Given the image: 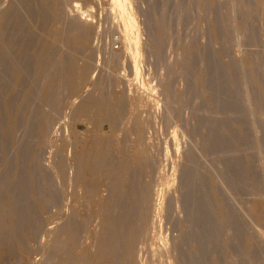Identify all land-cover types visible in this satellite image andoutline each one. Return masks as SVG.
Returning <instances> with one entry per match:
<instances>
[{"label": "rangeland", "instance_id": "1", "mask_svg": "<svg viewBox=\"0 0 264 264\" xmlns=\"http://www.w3.org/2000/svg\"><path fill=\"white\" fill-rule=\"evenodd\" d=\"M122 1L0 0V264H264V0Z\"/></svg>", "mask_w": 264, "mask_h": 264}, {"label": "bare ground", "instance_id": "2", "mask_svg": "<svg viewBox=\"0 0 264 264\" xmlns=\"http://www.w3.org/2000/svg\"><path fill=\"white\" fill-rule=\"evenodd\" d=\"M115 1L119 2V4H122V2H123L122 0H115ZM5 19H6V16L5 15L0 18V27H2L1 25H4V21H6ZM11 127H12V125H11ZM104 153H105V151H103L102 148L101 149L98 148L96 150V152L94 150H87V149L84 150L83 152H81L80 154H78L79 157L77 156L79 158V164H81V166H82L80 168H82L86 172H94V171H97L98 168H99V166L102 164L103 160H105V154ZM104 240L105 239H103L101 241V243H100L101 244L100 245L101 253H105L107 251L106 250L107 249L106 248V246H107L106 245V241L104 242Z\"/></svg>", "mask_w": 264, "mask_h": 264}]
</instances>
